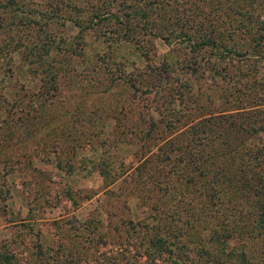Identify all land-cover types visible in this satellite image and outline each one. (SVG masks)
Returning <instances> with one entry per match:
<instances>
[{
  "label": "rangeland",
  "instance_id": "obj_1",
  "mask_svg": "<svg viewBox=\"0 0 264 264\" xmlns=\"http://www.w3.org/2000/svg\"><path fill=\"white\" fill-rule=\"evenodd\" d=\"M46 1L15 5L29 10ZM56 1L65 20L45 27L49 41L32 34L25 46L6 55L0 50V264H264V228L256 230L264 200L242 190L243 173L264 175V167L247 162L251 155L264 163V110L257 136L236 149L250 155L236 163L243 172L235 179L217 169L202 175L187 158L173 167L159 153V146H170L163 153L177 159L187 151L176 134L202 118L197 105L221 112L234 104L247 116L264 109L255 106L264 99V61L255 64L251 49L264 35V0H169L171 18L143 0L114 3L104 18L95 14L107 4L95 11V0ZM182 9L178 23L187 13L188 22L177 27L192 38L166 41L162 26ZM12 13L0 8V46L8 33H33L37 26L10 29ZM213 27L227 47L240 49L220 63L231 65L229 82L217 75L213 82L208 63L190 73L206 59L219 61L210 46L199 53L192 47ZM13 101L22 103V114L7 111ZM162 103L176 111L178 130L160 121ZM153 117L148 144L143 134ZM235 135L231 144L242 138ZM157 226L182 227L179 240L167 236L170 254L149 253Z\"/></svg>",
  "mask_w": 264,
  "mask_h": 264
},
{
  "label": "trees",
  "instance_id": "obj_2",
  "mask_svg": "<svg viewBox=\"0 0 264 264\" xmlns=\"http://www.w3.org/2000/svg\"><path fill=\"white\" fill-rule=\"evenodd\" d=\"M17 1L19 0H5L4 2L0 1L1 10L2 9L8 10L9 8L13 12L11 15L12 18H10L11 21L9 23L10 24L9 28L13 24L15 26L23 25L25 28H28V29H29L30 23L35 24L37 26H33L35 28V31L33 33H29V31H25L23 33H12L11 35L10 33H8V35L10 36V39L8 41L3 42L4 45L0 46V50H4L5 52L4 55L7 54L6 50L9 51L10 47L12 48V46L13 48L14 46L18 47L19 45L25 46L27 44L26 42L33 40L32 34H35L34 40L36 41L40 40V37H43V36L46 37L49 41L50 36L45 27L54 22L61 25L65 20V17H64L65 15H63V13L59 11L61 8V3H59L56 0L46 1L45 4L41 6L37 4V6L30 7L29 10H23V9H20L18 6H16L15 3ZM20 1L23 2V0H20ZM143 1L145 2V5H148L149 9H151L152 7L157 8L156 10L158 14H163L166 18L172 17L170 13V9H168L167 7L169 0H143ZM94 3H95V8H96L94 9L95 11L101 8V7L98 8V3L99 4L103 3V6L107 4L108 6L107 9L105 8L104 11H102V13L97 12V14H95L96 17H102V18H104V13L106 10H111V8H115V7H112L114 3H118V5H120L121 7L126 5L125 0H95ZM119 10L123 13L122 9H116L115 11L118 12ZM18 11H20L21 13H27L28 15L32 17H29L28 19L27 18L23 19L21 16L18 15L20 17L18 18L16 15ZM185 11L186 9H182L181 11H178V13H175L176 18L173 19V21H171L170 23L168 22V24H165L162 26L161 30L166 32L167 34L166 36H164V39L166 41H171V38L173 37L174 38L182 37V39H185L186 37L187 38L189 37L190 39L192 38L191 35H188L186 31L182 30L183 28L178 29L177 27V25L182 26L185 24V22H188V19H187L188 13H187L186 19L184 20L182 25L178 23L179 19L181 20L184 19ZM36 15L39 16L40 18L36 19ZM141 17L143 18L144 21H146L147 18L149 17V14L144 10V12H141ZM117 18L119 17L117 16ZM16 19H17V22L15 21ZM2 20L3 19H1V16H0V24H2ZM256 22H257V25L259 26L258 28H260V24L258 23L259 20H257ZM144 28H147V21H146V25H144ZM10 29H12V27ZM260 29H264V25H262ZM258 37L260 38L258 39L259 42L256 41L255 44L251 46V49L254 50L257 56L254 58L255 64L261 63L262 59L264 61V51L261 48L262 47L261 44H263L264 41L263 43H260L261 39L264 40V35L260 33ZM7 42H10V44H7ZM44 42L47 45L46 39ZM192 45H193L192 47L194 51L198 53L201 52L203 47L210 46V48L214 50L212 51L211 55L212 54L218 55L222 60L219 58V61H217V63L209 64V60L206 59L205 63L198 64L193 69H190V73L191 72L198 73L201 71L200 69L205 71L206 70L205 66L208 63L207 70L209 71V76L211 78L214 79L215 76L217 75V76H220L221 79H223L225 82H229L231 79L234 80L233 74H230L229 72L231 70V65L229 64L222 65L220 63L225 62L224 57L226 58L229 55L228 53L231 51L235 53V55L237 56L241 55L239 53L240 49L239 48L231 49L230 47H227L226 42L224 41V36L221 37L220 34L217 33V30L215 29V27H213V29L210 31L201 33L199 36V40L192 41ZM34 46L35 44L30 45L29 48L31 49ZM213 79L212 81L215 82V79L214 80ZM187 84H188L187 82L184 83L185 86ZM206 88L209 90L210 85H207ZM232 93L233 92H231V94ZM230 95L229 94L226 95L227 100ZM242 98L243 97H241L240 100H242ZM263 100L264 99H261V102L257 101L255 106H259V104H264ZM20 104L22 105V103L20 102L19 103L14 102V101L9 102L7 111H9V113H14L15 111H19L22 114L24 110ZM225 104H227V102H225ZM233 105H231V107L233 108L228 107L226 109H222L221 112L216 111L218 108L217 109L213 108L211 105L209 108H207L210 111H205V109H202L203 107H200L199 105H197L199 112L203 113L202 118H200L196 123L189 125L187 128H184L182 131L176 134L178 135L177 136L178 139H181L183 137L182 139L184 140H181L182 141L181 148L182 150L184 151L187 150V151L185 153H182L181 155L182 157H178L176 159V157H172V155H170L167 152L163 153L166 151V149L172 150L173 147L169 146L167 148V146H159V153H161L162 155V161L166 163H170L172 164L173 167H176L177 166L176 163H179V160L183 161L185 160V158H187L188 160H190L189 166L190 167L194 166L193 168L199 167L202 175L212 172L214 171V169L221 171L222 175L230 174L233 179L238 177L237 174L242 175L243 170L241 172L240 169H238L236 163H238V161L241 163L246 162L248 156L250 155V152L247 151L245 152V154H242L241 151H238L236 149H239V150L243 149L245 142L257 136L259 129H256L254 125L260 121V118L262 117L264 109L257 110L254 113L251 112V115L247 116V113L245 111L240 112L237 110L238 108L237 105L236 106H233ZM160 106H161L160 108L162 109L166 108V111L164 110L160 111V109H158V112L160 111L162 114L161 115L162 118L160 119V121L164 123V125L168 128V130L169 128L172 130H178L179 126L173 123V120L174 121L177 120V118L174 116V114L176 115V111H174L173 108L169 109L165 103H162ZM230 110H233V111H230ZM26 114H27V111H26ZM179 120H181L180 117H179ZM155 123H156V119L153 117L149 121V126L146 129V132L143 134V138H145V141L148 144H149L148 140L151 142V140L154 138L153 137L151 139V136L154 134L153 131L156 129ZM232 134L233 135L236 134L235 135L236 139H239L240 137H242L241 139H239V142H238L239 144H231L229 142V136H231ZM225 155H226V158H225ZM219 158H221V162L218 161ZM259 158H260L259 156L250 155L249 157L250 160H248L247 162H249L250 164L254 163L258 166L264 167V163L261 160L262 158L261 159ZM238 166L240 167V165ZM68 167H70V169H73L72 164L69 165ZM138 168L140 167L138 166ZM162 171L163 169L160 170V172ZM243 176H244V179L242 180V184L245 187L242 190L245 191L246 194L247 193L251 194L250 196L254 195V197H256L257 200L259 197L260 200L263 201L264 200V175L259 174L258 170L250 169V173L249 175H247V178L244 175V173H243ZM1 184H4V182H1ZM1 189L2 188L0 187V194L2 193ZM234 189L233 187H231L230 189L233 194H234ZM210 196L212 197L215 196V199H216V197L219 196V192L217 191V192L210 193L209 197ZM259 205L260 207L263 208V214L261 213V216L263 215L264 217V201L262 202V204H260L259 202ZM261 216H259L260 223L256 227L257 231L259 230L258 227H260V229L264 228V219L260 218ZM189 222H190L189 220H186L185 225L188 226ZM137 224H138V227H143L145 225V222L138 221ZM132 226L133 228L136 227V225L134 224H132ZM192 226L193 224L190 222L189 227L191 228ZM247 226L249 225L245 223L243 229L246 228ZM181 229H182L181 226L176 229H173L172 226H164V227L157 226L156 230L160 232V235H154L148 241L149 244L151 245L150 246L151 249L149 253L156 252L160 255V253H163L164 251H168L170 254L171 251L173 250L172 248L170 249L167 246V242H169L167 236L170 233L173 236V238L175 237L176 239L179 240L180 235L182 234ZM228 234H231V233H227L226 235ZM2 246L4 248L7 247L6 245H2ZM176 246L178 249H180L178 245ZM245 254L246 253H244L243 251V255H242L243 258H245ZM246 262L248 261L246 260Z\"/></svg>",
  "mask_w": 264,
  "mask_h": 264
}]
</instances>
